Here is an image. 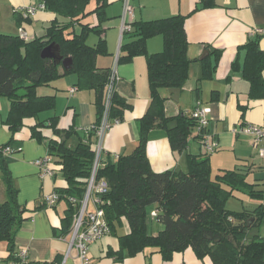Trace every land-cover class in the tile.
Returning a JSON list of instances; mask_svg holds the SVG:
<instances>
[{"label":"trees","instance_id":"obj_1","mask_svg":"<svg viewBox=\"0 0 264 264\" xmlns=\"http://www.w3.org/2000/svg\"><path fill=\"white\" fill-rule=\"evenodd\" d=\"M36 1L56 17L43 36L26 40L19 34L0 33V96L9 100L4 124L14 134L22 127L24 119L52 109L53 95L40 96L37 88L69 73L78 76V86L95 89L97 119L94 124H97L104 110L105 87L111 70L97 67L96 58L105 53V43L100 39L95 45L87 44L90 31L99 33V29L82 20L89 14H96L100 22L107 0ZM200 1L205 4L208 0ZM185 19L186 15L177 14L134 21L131 29L125 32L134 39L120 46L117 62L145 55L149 104L137 121L139 139L135 148L118 155L115 162L97 166L94 181L104 179L108 185L106 193L99 195L97 207L103 209L111 233H115L122 218L125 219L129 232L119 235L118 240L121 249L128 254L156 247L163 257L168 258L172 252L191 247L199 258L208 256L213 264H264V238L259 234L248 237L253 228L264 222V193L255 188L257 183L246 180L245 172L221 169L211 177L208 155H187L186 172L173 169L156 172L146 156V135L153 127L165 129L172 149L182 150L192 128L197 125L194 118L184 113L167 116L166 98L160 92L162 89H181L188 78L190 59ZM74 23L80 25L77 33L73 30ZM156 34L162 37V48L148 54L146 40ZM51 42L59 45L63 58L71 57L69 69H61V64L40 57L41 49ZM244 47L243 73L250 83L249 96L264 98V52L257 38L248 40ZM209 72V67L204 65L202 75L205 77ZM130 108L131 104L114 89L109 101V119L121 121L124 111ZM47 124L59 138H50L47 147L48 155L60 165L66 182V187L58 193L59 199L64 198L69 204L64 219L68 231L90 181L95 157V131L89 130L86 137H78L70 146L66 140L75 135V130L58 129L56 117H51ZM44 125L45 121L33 125L31 136L40 139L37 128ZM197 135L202 138L199 131ZM7 146L14 152L20 146L12 139L0 145V178L6 192V200L0 202V241L11 243L23 217L8 169L11 154L4 152ZM236 191L262 202L250 210L231 211L226 208V202ZM150 206L154 207V218L160 225L156 235L147 231Z\"/></svg>","mask_w":264,"mask_h":264},{"label":"crops","instance_id":"obj_2","mask_svg":"<svg viewBox=\"0 0 264 264\" xmlns=\"http://www.w3.org/2000/svg\"><path fill=\"white\" fill-rule=\"evenodd\" d=\"M35 4H38L36 0H0V33L18 35L21 29L27 34L26 40L43 36L56 17L45 9H37L33 15L22 12L21 8ZM131 5V22L186 15L184 26L190 59L188 78L180 89L177 102L171 99L168 90L162 89L160 92L166 98L167 116L184 113L191 117V110L198 104L209 107L206 131L217 144V149L208 153L204 141L197 135L196 125L191 130L186 147L174 150L166 130L153 127L147 132L145 142L150 167L156 172L167 169L186 172L187 155H208L211 171L213 167L216 173L221 169H239L246 173L248 182L257 183L255 188L264 193V157L256 154L250 137L240 131L248 123L264 126V98L249 96L250 83L243 73L244 46L248 40L257 38L264 52V33L257 35L254 31L256 28L264 31V0H208L205 4L200 0H131ZM121 12V0H107L100 22L96 14H89L82 20L99 29V33L90 31L86 43L92 46L100 39L105 43V53L98 54L96 58L97 67L111 69L115 64L118 77L115 90L131 104V108L124 111L122 120L112 125L103 136L98 162L101 166L115 162L118 155L127 154L135 148L139 139L137 121L149 104L145 55L117 62L120 46L134 39L120 32ZM74 27L80 30L79 24H73L75 31ZM145 46L148 54L159 52L162 48L161 35L149 37ZM204 65L210 70L205 77L202 75ZM60 68L63 69L62 65ZM262 76L264 79V69ZM77 84L78 76L69 73L39 86L37 94L53 95L54 107L36 117L24 119L22 127L14 134L4 124L9 100L0 96V145L12 139L21 148L11 154L8 169L23 217L13 241H0L1 263L14 261L12 253L25 249V264H80L75 247L69 249L67 244L70 238V229L66 231L64 225L69 208L67 200L58 199L51 206L44 201L46 194L66 187L60 165L51 157L54 173L42 178L34 164L35 159L48 156V140L58 138L47 124L51 117H56L58 129L75 130V135L66 140L70 146L76 143L78 137H86L87 129L96 121L95 89ZM72 87H76V90L70 92ZM40 121H45V125L38 126L41 138L36 139L31 136V127ZM0 183L3 186L0 200L4 202L6 192L1 178ZM92 198L88 202L90 210L95 207ZM148 210L149 232L148 219L149 216L154 218L155 209L150 206ZM153 220L156 221L155 218ZM255 228L258 229V226ZM159 229L156 221L149 234L156 235ZM128 232V225L122 218L115 233L89 245L87 256L93 264H213L208 256L199 258L191 247L172 252L168 258L163 257L156 247H146L128 254L121 249L118 240L119 235ZM255 234H259V231L256 230Z\"/></svg>","mask_w":264,"mask_h":264},{"label":"built area","instance_id":"obj_3","mask_svg":"<svg viewBox=\"0 0 264 264\" xmlns=\"http://www.w3.org/2000/svg\"><path fill=\"white\" fill-rule=\"evenodd\" d=\"M122 1V12L120 15L121 25L120 32L121 34L129 31L131 29V20L133 16V7L131 5V0H121ZM37 9H44L43 4L38 3L35 5H29L24 8H21L22 12L25 15H33ZM256 34H263L264 31L261 28H256ZM20 37L27 39V34L20 29ZM110 76L106 84V95L104 110L102 116L97 124H92L89 130L95 131L96 142L94 144V164L91 170L90 181L85 192L84 198L81 200L76 214L73 218V225L70 229V238L67 241L68 248L75 247L77 252V257L80 260V264H93L92 261L87 256V250L91 243L97 241L105 235L111 234V229L108 226L106 219L104 217L103 209L97 207L100 203L98 198L100 194L106 193L108 189L107 182L104 179L99 181H94V175L96 168L99 165V156L101 153L102 139L105 132L114 124L119 122L118 119H109L108 117V108L109 101L113 90L115 89L116 81L118 77L116 75V66L115 64L110 69ZM70 92L76 90V87L69 89ZM209 107L198 104L195 106L191 112L190 116L197 121V128L199 133L202 135V140L204 141L206 151L212 153L217 149V144L215 141L210 139L209 133L206 131L208 124V115ZM241 132L248 135L251 139L252 145L256 151V154L260 157H264V126L257 124H244L241 127ZM21 148H17V151ZM4 152L7 154L14 153L13 149L9 146L5 147ZM51 156H44L34 160V164L39 169L40 177L44 178L46 176H51L54 173V169L51 167ZM93 197V203L95 205L94 209H88V202L90 198ZM59 199V193L53 191L49 194H46L44 201L46 205H53ZM155 216V212L153 213ZM11 255L14 258V261L11 260L5 264H25L26 263V252L25 249H18L14 251ZM17 260V261H16ZM0 264H4L1 263Z\"/></svg>","mask_w":264,"mask_h":264},{"label":"rangeland","instance_id":"obj_4","mask_svg":"<svg viewBox=\"0 0 264 264\" xmlns=\"http://www.w3.org/2000/svg\"><path fill=\"white\" fill-rule=\"evenodd\" d=\"M92 5H93V2H91L90 7ZM74 28H75V32L76 33L79 32V29L77 27H74ZM215 173H216V171H215V169L213 167L212 171H211V177H214ZM250 181H253V180L251 179ZM262 189H263V187H262ZM1 190H3V186L0 183V191ZM0 202H2V201L0 200ZM259 203H260V201L252 200L247 195H245L243 192L236 191L233 194V196H231L228 199V201L226 202V208L231 210V211H234V212L240 211V210H242L244 208L250 210V209H253L255 206H257V204H259ZM148 214L150 215V210H148ZM153 219L154 218L149 216L148 224L150 226H149V232L148 233H150V231H151V226L156 224V221H154ZM256 230H258L259 231V235L264 238V222L261 225L258 226V229L255 228V229L251 230V232L248 234V237L254 235Z\"/></svg>","mask_w":264,"mask_h":264},{"label":"water","instance_id":"obj_5","mask_svg":"<svg viewBox=\"0 0 264 264\" xmlns=\"http://www.w3.org/2000/svg\"><path fill=\"white\" fill-rule=\"evenodd\" d=\"M40 57L42 59H51L54 64H61L63 69L67 70L71 67L72 59L71 57L63 58L60 53V47L57 43L51 42L40 51ZM179 88H169L168 93L171 99L175 102L179 99Z\"/></svg>","mask_w":264,"mask_h":264}]
</instances>
